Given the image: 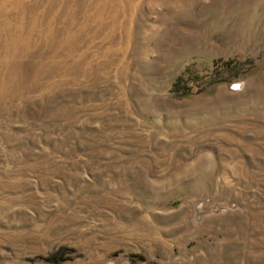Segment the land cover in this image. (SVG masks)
Wrapping results in <instances>:
<instances>
[{
  "label": "rangeland",
  "instance_id": "obj_1",
  "mask_svg": "<svg viewBox=\"0 0 264 264\" xmlns=\"http://www.w3.org/2000/svg\"><path fill=\"white\" fill-rule=\"evenodd\" d=\"M0 264H264V0H0Z\"/></svg>",
  "mask_w": 264,
  "mask_h": 264
},
{
  "label": "snow or ice",
  "instance_id": "obj_2",
  "mask_svg": "<svg viewBox=\"0 0 264 264\" xmlns=\"http://www.w3.org/2000/svg\"><path fill=\"white\" fill-rule=\"evenodd\" d=\"M236 87H238V86H236Z\"/></svg>",
  "mask_w": 264,
  "mask_h": 264
}]
</instances>
